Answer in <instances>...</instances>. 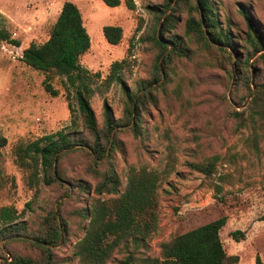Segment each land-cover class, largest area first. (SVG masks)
<instances>
[{"label": "rangeland", "instance_id": "374dc122", "mask_svg": "<svg viewBox=\"0 0 264 264\" xmlns=\"http://www.w3.org/2000/svg\"><path fill=\"white\" fill-rule=\"evenodd\" d=\"M66 1L77 6L90 40L89 50L80 58L81 66L99 73L100 83L107 77L110 65L126 58L129 50L130 67L123 72V79L135 91L140 83L151 78L158 53L148 39L156 23L148 7L159 5L163 0H120V5L113 8L102 0H0V20L11 38L20 43L16 47L0 41V136L6 140V145L0 148V168L8 179L0 189V208L14 207L28 227L26 242H11L4 248V254L39 258L41 252L31 245V237L37 234L43 218L58 210L67 232L54 248L56 261L76 264L72 258L73 246L82 238L88 222L82 217L84 209L95 199L106 200L114 195L97 196L77 189L67 192L59 184L42 183L35 191L27 186L26 174L16 166L12 154L13 146L19 142L66 129L72 116L80 123L77 112L71 116L68 111L61 78L50 81L59 93L52 97L44 90V74L20 60L23 49L30 43L40 44L48 39ZM129 1L132 9L126 5ZM211 1L219 25L229 28L238 55L226 48L205 46L194 38L189 58L173 61L167 81L157 88L153 100L146 103L139 135L129 130L116 135L117 149L112 163L122 192L128 167L162 171L168 161L174 162V171L159 187L158 232L145 249L139 250L144 256L157 258L160 243L226 217L219 231L225 252L238 256L237 264H255L256 257L264 264V220H260L264 214V123L257 121L254 128L235 130L229 115L233 109L245 108L249 101L248 97L238 104L243 100L244 90L236 80V64L240 61L244 65L250 53L245 44L247 25L239 8L249 13L264 35V0ZM178 18L173 33L183 36L185 16L181 14ZM105 26L122 29L118 45L106 42L102 32ZM248 65L256 86L255 75L259 76L258 82L263 81L264 62L257 54L248 59ZM100 89L102 96L96 93L90 98L99 125L102 100L118 119L122 116L124 99L117 84L106 91ZM207 161L214 163L210 176L189 168L192 163ZM89 165V156L75 151L62 156L56 170L67 187L69 182L78 181L93 187L97 179L86 173ZM104 168L105 164L100 166V170ZM233 231L243 232L244 239L235 242L230 236ZM128 250L120 248L109 264H115Z\"/></svg>", "mask_w": 264, "mask_h": 264}, {"label": "trees", "instance_id": "16d2710c", "mask_svg": "<svg viewBox=\"0 0 264 264\" xmlns=\"http://www.w3.org/2000/svg\"><path fill=\"white\" fill-rule=\"evenodd\" d=\"M102 1L111 8L120 5V0ZM126 5L129 9L133 8L130 1ZM148 10L156 17L155 27L148 39L158 53L151 78L140 83L134 91L126 86L123 79V72L130 67L129 50L126 58L110 65L107 77L100 83L99 73H92L81 66L80 58L90 48L89 36L77 6L69 1L63 3L48 39L40 44L30 43L23 49L20 60L27 67L44 74V90L52 97L59 93L50 81L54 77L61 78L68 111L71 116L76 111L80 123L72 116L66 129L32 141L17 143L12 148L14 162L25 172L27 186L35 191L42 183L45 186L59 184L67 192L77 189L86 194L93 192L97 196L114 195L106 200L95 199L84 209L82 217L88 222L82 238L73 246L72 258L77 261L76 264H109L122 247L129 250L115 264H237L238 256L225 252L219 235L226 217H220L160 243L157 258H150L139 252L146 248L148 241L158 232V191L174 171V162L168 161L162 171L128 167L126 183L121 192V181L112 163L113 152L117 149L116 135L125 130L131 131L135 136L139 135L142 111L146 103L153 100L157 88L167 81L173 61L177 58H189L190 44L194 38L205 46L213 45L237 52L229 28L219 25L211 0H163L159 5L148 7ZM239 13L247 25L245 44L250 53L247 54L244 65L240 61L236 64V80L244 90L243 100L238 104H242L248 97L249 101L245 108L240 111L233 109L229 113L235 123V130L248 126L254 128L257 121L264 123V77L260 83L259 76L255 75L256 90L253 92L248 65V59L257 54L259 60L264 62V35L244 8H239ZM181 14L185 16L183 36L173 33ZM102 32L108 44L116 46L120 43V27L105 26ZM0 41L20 46L19 41L12 39L5 30L1 20ZM254 71L256 73V69ZM161 80L162 84L156 85ZM114 84L121 87L124 95L122 116L117 119L112 108L103 99L102 123L99 125L90 105V98L96 93L102 96L100 88L106 91ZM5 145L6 140L0 136V148ZM75 151L89 156L90 165L86 173L97 179L93 187L83 181L75 184L69 182L67 187L56 170L57 161L65 154ZM104 164V170H100V166ZM189 168L210 176L214 163H192ZM6 183L8 179L0 168V189ZM260 220H264V214ZM27 231V224L21 220V213L14 207L0 208V240L3 241L0 246V264H57L54 248L60 243L62 234L67 232L59 211L52 210L46 215L37 228V234L31 237V245L41 252L39 258L18 254L6 257L4 248L11 242H26ZM230 236L235 242L244 239L241 231H233ZM255 264H262L259 257H256Z\"/></svg>", "mask_w": 264, "mask_h": 264}, {"label": "water", "instance_id": "95a60500", "mask_svg": "<svg viewBox=\"0 0 264 264\" xmlns=\"http://www.w3.org/2000/svg\"><path fill=\"white\" fill-rule=\"evenodd\" d=\"M251 85H252V91L254 92L255 90H256V87L255 86H253V73H252V75H251Z\"/></svg>", "mask_w": 264, "mask_h": 264}]
</instances>
